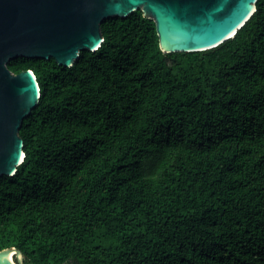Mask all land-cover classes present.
Returning a JSON list of instances; mask_svg holds the SVG:
<instances>
[{
    "label": "trees",
    "instance_id": "trees-1",
    "mask_svg": "<svg viewBox=\"0 0 264 264\" xmlns=\"http://www.w3.org/2000/svg\"><path fill=\"white\" fill-rule=\"evenodd\" d=\"M71 68L18 58L38 107L0 180L24 264H264V0L236 36L163 53L141 11Z\"/></svg>",
    "mask_w": 264,
    "mask_h": 264
},
{
    "label": "water",
    "instance_id": "water-1",
    "mask_svg": "<svg viewBox=\"0 0 264 264\" xmlns=\"http://www.w3.org/2000/svg\"><path fill=\"white\" fill-rule=\"evenodd\" d=\"M258 1L0 0V180L15 176L24 162L20 131L41 95L34 72L15 75L8 68L11 61L54 59L71 68L82 52L102 46L103 23L138 11L154 21L163 53L205 52L233 39L257 11ZM23 260L16 248L0 251V264Z\"/></svg>",
    "mask_w": 264,
    "mask_h": 264
},
{
    "label": "bare ground",
    "instance_id": "bare-ground-1",
    "mask_svg": "<svg viewBox=\"0 0 264 264\" xmlns=\"http://www.w3.org/2000/svg\"><path fill=\"white\" fill-rule=\"evenodd\" d=\"M13 254H14V253H11V254H10V256H12V258H13ZM13 260H14V259H13ZM14 262H15V261H14ZM15 264H16V263H15Z\"/></svg>",
    "mask_w": 264,
    "mask_h": 264
},
{
    "label": "rangeland",
    "instance_id": "rangeland-1",
    "mask_svg": "<svg viewBox=\"0 0 264 264\" xmlns=\"http://www.w3.org/2000/svg\"><path fill=\"white\" fill-rule=\"evenodd\" d=\"M16 261V260H15ZM23 262H24V260H23ZM24 264V263H23Z\"/></svg>",
    "mask_w": 264,
    "mask_h": 264
}]
</instances>
